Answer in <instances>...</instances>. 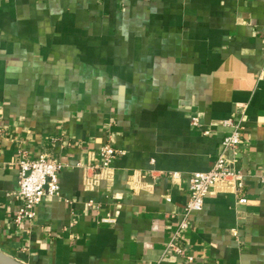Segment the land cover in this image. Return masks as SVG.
<instances>
[{
  "label": "crops",
  "instance_id": "1",
  "mask_svg": "<svg viewBox=\"0 0 264 264\" xmlns=\"http://www.w3.org/2000/svg\"><path fill=\"white\" fill-rule=\"evenodd\" d=\"M263 70L264 0H0V250L24 264H264ZM243 107L247 203L211 189L184 251L169 248L190 177ZM108 142L112 180L89 190ZM41 154L66 166L61 192L20 227L18 160Z\"/></svg>",
  "mask_w": 264,
  "mask_h": 264
},
{
  "label": "built area",
  "instance_id": "2",
  "mask_svg": "<svg viewBox=\"0 0 264 264\" xmlns=\"http://www.w3.org/2000/svg\"><path fill=\"white\" fill-rule=\"evenodd\" d=\"M264 76V70L259 77ZM245 107L241 108L239 114L224 120V124L230 131L222 141V149L217 156L214 165L207 171L195 172L189 179V198L183 208L177 223V230L169 248L178 252L184 249L177 245V238L182 230L189 228L192 217L200 212L204 206L205 198L211 189H217L224 193H234L238 196V202L247 203L244 196L246 185V174L234 166V156L244 139ZM193 123L198 124V118H193ZM101 161L98 164L85 167L84 185L89 190L99 188L104 180H112V163L121 153L111 143H105L100 148ZM18 190L16 197L21 201L14 221L17 226L23 227L31 223L36 216V206L41 202L44 195L58 196L61 188L59 183L60 172L66 167L64 164L49 160L47 155L41 154L36 158L22 156L18 160ZM178 172H173L172 177H177ZM259 182L264 187V172L258 176ZM92 202L90 201V204Z\"/></svg>",
  "mask_w": 264,
  "mask_h": 264
},
{
  "label": "water",
  "instance_id": "3",
  "mask_svg": "<svg viewBox=\"0 0 264 264\" xmlns=\"http://www.w3.org/2000/svg\"><path fill=\"white\" fill-rule=\"evenodd\" d=\"M0 264H24V263L19 262L18 260L14 259L9 254L0 250Z\"/></svg>",
  "mask_w": 264,
  "mask_h": 264
}]
</instances>
